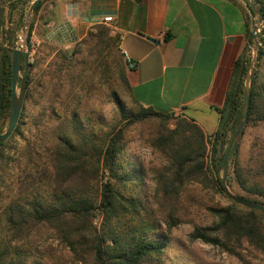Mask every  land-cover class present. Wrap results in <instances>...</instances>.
<instances>
[{
  "label": "trees",
  "instance_id": "obj_1",
  "mask_svg": "<svg viewBox=\"0 0 264 264\" xmlns=\"http://www.w3.org/2000/svg\"><path fill=\"white\" fill-rule=\"evenodd\" d=\"M21 1L0 0V134L10 117V46L15 42V29L19 25L4 28V9L5 5L15 8ZM253 1L258 4L263 23L257 35L258 55L250 78L249 105L241 134L247 126L264 125V0ZM40 6L38 1L33 12ZM32 27L30 23L27 42ZM55 39L62 42L77 38L71 26L64 24L56 30ZM107 40L102 32L96 37V43ZM251 42L248 29L246 44L234 60L223 104L216 108L219 120L213 134H204L192 118L180 115L174 129L155 137V145L167 162V167L157 176L162 191L160 202L162 198L178 199L181 187L189 181L204 185L212 182L213 186L223 188L218 174L226 167L222 163L225 144L243 119L246 104L243 81L251 58L248 54ZM73 65V60L64 57L57 81L48 80L51 89L45 96V112L49 117L63 119L68 102L79 100L86 75ZM31 66L29 63L28 71ZM125 71L126 67L121 66L120 79L138 104ZM29 83L27 72L20 120L11 136L0 142V185L7 191L3 211L6 237L0 241V264H34L31 238L39 229L45 232L43 241L55 239L68 250L70 264H163L160 256L169 241L170 229L181 219L174 208L163 204L159 215L142 213L141 203L130 187L138 183L140 170L132 168L129 172L122 168L124 128L98 134L76 118L73 111L69 125L58 122L47 140L38 129L40 121H35L34 133L25 134ZM45 88L42 90L46 91ZM138 105L142 115H135L139 120L168 118L172 114ZM128 115L132 114L123 111L124 117ZM14 137L21 141L19 147L9 144ZM230 154L231 173L238 186L251 195L264 196V139L252 143L245 163L240 159L239 143ZM5 173L8 183L4 181ZM210 212L215 219L213 224L195 226L190 239L234 255H239L244 241L264 251V212L234 202L211 208ZM159 223L165 225V231L155 236Z\"/></svg>",
  "mask_w": 264,
  "mask_h": 264
},
{
  "label": "rangeland",
  "instance_id": "obj_2",
  "mask_svg": "<svg viewBox=\"0 0 264 264\" xmlns=\"http://www.w3.org/2000/svg\"><path fill=\"white\" fill-rule=\"evenodd\" d=\"M33 1L22 0L16 4L15 8L5 5L4 9V28L19 24L15 29L16 39L13 45L22 50H30L28 58L29 63L32 64L28 71L30 92L25 102L27 124L23 132L25 134L26 132L34 133L37 127L35 121H40L38 129L42 131V138L47 140L50 130L58 122L64 121V126L69 125V121L73 119L71 115L73 111H76V118L98 134H105L115 128L123 127L125 148L122 168L129 172L132 168L140 170L138 183L130 187L141 203L142 213L152 215L158 213L159 215L163 204L165 207L174 208L181 219L180 223L170 229L169 241L160 256L163 264H264V251L255 249L246 241L242 242L239 255H234L219 247L190 239L189 234L195 226L213 224L215 219L211 215V208H222L233 203L223 188L213 186L212 182L204 185L189 181L181 187L178 199L165 200L162 198V203L159 201L158 198L162 191L157 183V176L167 167V162L163 153L155 145V137L174 129L180 114L172 113L168 118L136 119L135 114L142 115V113H140V106L133 100L120 79V67L125 66V62L119 49L118 34L112 27L109 24H101L100 27L93 25L83 37L74 41L59 42L55 39V33L60 26L56 23L52 24L51 20L55 15L56 6L68 0H40L39 10L34 13L32 9L29 15V26L32 23L33 27L29 42H25L23 39L25 22ZM255 5L259 8L258 4L255 3ZM250 11L252 15L249 22L250 32L255 24V38L258 46L257 35L261 30L263 20L261 17V21L254 23V19L258 16L254 15L251 8ZM101 32L105 33L108 40L105 43H96V37ZM253 50L254 44L251 42L248 50L250 57ZM64 57L73 60V66L82 69L86 77L83 88L78 94V102L69 101L66 109L67 115L63 119H55L45 112L47 107L45 96L51 89L47 84L48 80L51 78V82L57 81V73L61 69ZM22 75L23 70H20L16 92ZM42 86L46 87V91L42 90ZM121 106L123 111L132 115L124 117ZM8 121L9 117L2 131L6 129ZM233 136L234 133L230 135L229 141L225 144V152L228 150L229 156L227 154L226 167L219 170L218 177L221 181L224 180L230 193L264 204V196L251 195L234 181L231 173L232 155L230 154L239 143L240 159L245 163L248 160L252 143L258 139H264V125L245 127L244 133L239 134L234 148L231 149ZM9 144L19 147L22 143L14 137L9 140ZM3 176L4 181L8 183L7 174ZM2 186L0 185V241L6 237L3 211L7 204L5 196L7 191ZM262 228L264 230V221ZM164 231L165 225L159 223L155 236H161ZM42 236L45 237V232L39 229L31 238L33 250L31 258L34 264H70L68 250L55 239L48 238L43 241Z\"/></svg>",
  "mask_w": 264,
  "mask_h": 264
},
{
  "label": "crops",
  "instance_id": "obj_3",
  "mask_svg": "<svg viewBox=\"0 0 264 264\" xmlns=\"http://www.w3.org/2000/svg\"><path fill=\"white\" fill-rule=\"evenodd\" d=\"M52 24H69L76 38L93 25L118 34L126 79L142 107L192 118L215 132L236 57L252 18L246 0H68ZM105 17L111 21L105 22Z\"/></svg>",
  "mask_w": 264,
  "mask_h": 264
},
{
  "label": "water",
  "instance_id": "obj_4",
  "mask_svg": "<svg viewBox=\"0 0 264 264\" xmlns=\"http://www.w3.org/2000/svg\"><path fill=\"white\" fill-rule=\"evenodd\" d=\"M38 1L40 0H34L28 10L27 21L25 22V31H24V37H23L25 42H27V34L29 31V15L33 9V6ZM246 1L248 2V5L250 6V8L253 10L254 15L258 16V18L254 19L255 20L254 23L261 21V13H260L259 8H256V5L252 0H246ZM255 30H256V25L254 24L251 30V40L254 44V50L251 55L250 62L248 64L247 71H246L244 81H243V90L245 93L246 104H245V108L243 112V119L234 132L233 144L231 145V149H233L235 146V142L241 132V128L245 122L246 114L248 110L249 96H250L249 95L250 78L252 75V69L255 65V62L257 60V55H258V46H257V40L255 38V34H256ZM10 51H11L10 117H9V121H8L6 129L0 134V142L6 141L11 136L15 126L18 123V118H19L22 105H23V97H24V92H25V87H26L27 72H28V66H29V61H28L29 53H30L29 49L22 50L18 46L13 45V46H10ZM21 62L23 63V68H22L23 75L19 79L18 91L16 92L17 78L21 70ZM227 154H228V150L224 154L223 161H222L223 164L226 163ZM221 184L223 186V190L226 193V195L236 204L243 206L245 208L264 212V204L230 193L224 184V180L221 181Z\"/></svg>",
  "mask_w": 264,
  "mask_h": 264
},
{
  "label": "built area",
  "instance_id": "obj_5",
  "mask_svg": "<svg viewBox=\"0 0 264 264\" xmlns=\"http://www.w3.org/2000/svg\"><path fill=\"white\" fill-rule=\"evenodd\" d=\"M104 21L105 22L111 21V17H105ZM124 62H125L126 66L128 68H132L133 67V62H131V60L127 56H125Z\"/></svg>",
  "mask_w": 264,
  "mask_h": 264
}]
</instances>
